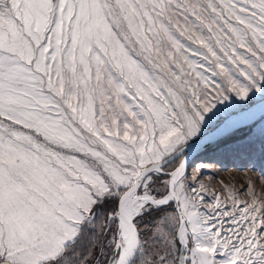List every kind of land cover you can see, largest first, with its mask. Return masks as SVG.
Returning a JSON list of instances; mask_svg holds the SVG:
<instances>
[{"label": "snow or ice", "instance_id": "obj_1", "mask_svg": "<svg viewBox=\"0 0 264 264\" xmlns=\"http://www.w3.org/2000/svg\"><path fill=\"white\" fill-rule=\"evenodd\" d=\"M209 148L264 156V0H0V264H264Z\"/></svg>", "mask_w": 264, "mask_h": 264}, {"label": "rangeland", "instance_id": "obj_2", "mask_svg": "<svg viewBox=\"0 0 264 264\" xmlns=\"http://www.w3.org/2000/svg\"><path fill=\"white\" fill-rule=\"evenodd\" d=\"M237 101L239 102L238 98ZM216 152H226L227 156H218ZM186 172L193 174V184L199 180L211 192L224 193L231 190L241 200H246L249 193L243 190L251 185L250 191L264 194V156L258 151L253 155L224 150L203 152ZM220 198L223 200L224 196L221 195Z\"/></svg>", "mask_w": 264, "mask_h": 264}, {"label": "water", "instance_id": "obj_3", "mask_svg": "<svg viewBox=\"0 0 264 264\" xmlns=\"http://www.w3.org/2000/svg\"><path fill=\"white\" fill-rule=\"evenodd\" d=\"M207 150V149H206ZM206 150H199L196 152H189L187 155L186 170H188Z\"/></svg>", "mask_w": 264, "mask_h": 264}, {"label": "trees", "instance_id": "obj_4", "mask_svg": "<svg viewBox=\"0 0 264 264\" xmlns=\"http://www.w3.org/2000/svg\"><path fill=\"white\" fill-rule=\"evenodd\" d=\"M206 152H214L215 153V150L214 149H212V148H209V149H207L204 153H206ZM217 154H218V156H224V158L227 156L226 155V152L225 153H222V152H216Z\"/></svg>", "mask_w": 264, "mask_h": 264}]
</instances>
